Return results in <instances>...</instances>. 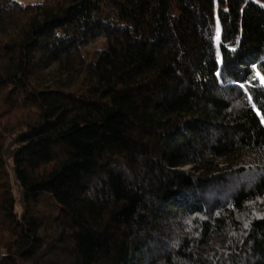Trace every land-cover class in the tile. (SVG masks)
Returning a JSON list of instances; mask_svg holds the SVG:
<instances>
[{
    "label": "trees",
    "instance_id": "trees-1",
    "mask_svg": "<svg viewBox=\"0 0 264 264\" xmlns=\"http://www.w3.org/2000/svg\"><path fill=\"white\" fill-rule=\"evenodd\" d=\"M261 77L264 0H0V264H264Z\"/></svg>",
    "mask_w": 264,
    "mask_h": 264
},
{
    "label": "rangeland",
    "instance_id": "rangeland-1",
    "mask_svg": "<svg viewBox=\"0 0 264 264\" xmlns=\"http://www.w3.org/2000/svg\"><path fill=\"white\" fill-rule=\"evenodd\" d=\"M16 1H18V2L21 3V4H35V3H38V2H40V1H42V0H16ZM262 122H263V124H264V119L262 120ZM14 190H15V195H16V197L18 198V193H17V188H16V186H14Z\"/></svg>",
    "mask_w": 264,
    "mask_h": 264
},
{
    "label": "snow or ice",
    "instance_id": "snow-or-ice-1",
    "mask_svg": "<svg viewBox=\"0 0 264 264\" xmlns=\"http://www.w3.org/2000/svg\"><path fill=\"white\" fill-rule=\"evenodd\" d=\"M257 75H259V73ZM261 82L264 83V77H261ZM258 115H259V112H258Z\"/></svg>",
    "mask_w": 264,
    "mask_h": 264
}]
</instances>
